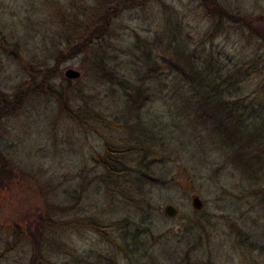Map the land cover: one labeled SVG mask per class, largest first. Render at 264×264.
<instances>
[{
	"label": "rangeland",
	"instance_id": "1",
	"mask_svg": "<svg viewBox=\"0 0 264 264\" xmlns=\"http://www.w3.org/2000/svg\"><path fill=\"white\" fill-rule=\"evenodd\" d=\"M202 1L0 0V90L10 95L18 88L34 90L49 67L54 70L45 81L56 90L66 86L60 99L35 89L0 125V148L14 170L0 193V264H264L258 186L226 164L206 133L178 116L170 100L141 109V120L156 132L154 163L171 179L165 186L152 185L144 197L136 188L107 187L93 159L106 141L130 133L95 119L80 123L61 106L121 116V89L97 79L93 58L104 48L108 61L126 73L140 62V49L133 46L137 36H163L166 28L189 33L191 47L212 54L223 67L242 66L243 95L264 101V0H215L222 17L210 9L211 0ZM96 7H110L117 16L106 41L79 51L78 44L94 29L88 30L84 13ZM213 28L223 31L213 36ZM68 68L80 76L66 78ZM259 181L264 184L263 173ZM194 194L203 202L197 222ZM166 204L177 208L175 217L163 213ZM40 215L51 222L38 247L24 232ZM92 217L106 234L85 221ZM125 230L137 231L143 240L133 254L106 240L110 232Z\"/></svg>",
	"mask_w": 264,
	"mask_h": 264
},
{
	"label": "trees",
	"instance_id": "2",
	"mask_svg": "<svg viewBox=\"0 0 264 264\" xmlns=\"http://www.w3.org/2000/svg\"><path fill=\"white\" fill-rule=\"evenodd\" d=\"M210 3V9L215 15L225 16L221 14L215 0ZM96 8L86 9L84 13L88 30L94 29L78 44L79 51H87L93 44H97L96 41H106L108 26L117 16L110 7L101 8L102 12ZM75 18L77 19V15H74ZM166 30L168 31L163 36L160 32H155L152 36H142V40L137 36L133 46L140 49L136 56L140 62L126 73L108 61L104 48L99 47V54L93 58V72L97 79L117 84L121 89L124 103L121 116L116 113V116L106 118L93 109L80 106L72 109V106H64L65 102L61 103L62 108L80 123L95 119L101 121L105 128L122 126L130 133V138L106 141L103 152L94 154V161L104 171L102 180L107 187L128 190L136 188L142 192V197L152 185L165 186L171 181L154 163L152 147L156 132L147 128V124L141 120V109L165 98L171 101L178 116L206 133L208 141L225 156L226 164L254 180L258 186L255 196L264 206V184L259 181L261 173L264 174V101H257V96L251 98L243 95V84L247 77L242 66L223 67L219 60L213 59L212 54H204L196 47H191L190 34L183 32V29ZM222 31L223 28H213V36ZM261 38L264 44V36L261 35ZM130 51L133 53L131 48ZM53 70L54 68H46L45 74L39 78L41 85H36L34 90L32 87L18 88L11 95L0 90V125L4 117L16 113L23 106L30 93L37 92L35 89L49 91L59 99L62 97L66 86L60 85L56 90L45 81ZM163 92L166 94L162 95ZM13 172L0 148V193L11 183L10 175ZM125 193L129 195V191L123 192ZM142 203L146 204L147 201L142 198ZM195 214L198 218L194 221H200L199 216H202L203 211H195ZM147 215L149 213H145L144 217ZM85 221L102 235L106 234V230H102L103 224L95 217ZM50 222L51 218L40 215L33 222V228L27 224L24 235L31 241L33 239L40 247L47 240L46 230ZM142 223H146L143 216ZM113 232H110L106 240L124 252L135 253L143 242L137 231L130 233L125 230L123 234L116 232L111 235ZM117 240H121L122 244H117Z\"/></svg>",
	"mask_w": 264,
	"mask_h": 264
},
{
	"label": "water",
	"instance_id": "3",
	"mask_svg": "<svg viewBox=\"0 0 264 264\" xmlns=\"http://www.w3.org/2000/svg\"><path fill=\"white\" fill-rule=\"evenodd\" d=\"M64 75L68 79H75L80 76V72L73 68H68L65 70ZM191 206L194 210H201L203 207L202 199L198 194H194L191 196ZM163 213L168 217H175L178 214L177 208L172 204H166L163 207Z\"/></svg>",
	"mask_w": 264,
	"mask_h": 264
}]
</instances>
